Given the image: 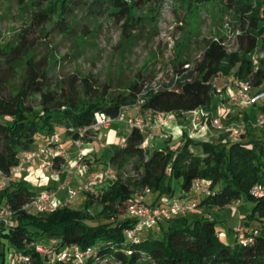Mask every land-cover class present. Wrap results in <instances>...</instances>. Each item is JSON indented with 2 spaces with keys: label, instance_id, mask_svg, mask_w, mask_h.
Wrapping results in <instances>:
<instances>
[{
  "label": "trees",
  "instance_id": "obj_1",
  "mask_svg": "<svg viewBox=\"0 0 264 264\" xmlns=\"http://www.w3.org/2000/svg\"><path fill=\"white\" fill-rule=\"evenodd\" d=\"M165 1L17 0L21 7H30L33 15L30 26L19 33L15 43L9 40L0 45L1 172L7 174L17 165L19 155L30 151L35 142H45L57 134L63 144L64 136L58 130L62 129L71 144L78 138V130L93 123L95 113L116 117L121 108L138 102L142 114L160 112L180 118L182 135L173 147L143 150V135L131 130L107 163L117 171V179L97 194L82 191L84 201L77 209L62 204L50 214L26 215L18 211L19 207L49 187L39 190L25 181L11 180L0 198L14 210V224L8 229L0 225V240L13 252L34 242L91 247L96 261L102 264H107L106 260L112 264H264V197L254 198L249 193L254 184L264 183L262 127L248 128L239 142L231 141L225 131L208 132L202 139L189 136L191 111L199 107L213 112L217 109L219 100L212 99L209 85L215 77L232 76L248 82L252 92H264V57L258 59L257 67L250 59L255 50L264 52V0H170L174 9L183 8L190 15L198 13L201 6L218 4L235 13L239 26L233 50H227L224 38L210 39L197 58L172 64L168 80L161 83L133 80L123 92L111 93L108 85L98 91L88 77L73 74L60 79L57 59L34 61L32 57L30 34L38 32L44 40L53 33L76 36V10L86 9L89 17L112 20L123 37L133 41L144 33L146 16L156 23ZM142 9H146V16L136 13ZM18 75L20 84L12 89L10 83ZM35 98L38 102L33 104ZM257 110L264 112V99L242 112V119L255 120ZM238 116L232 114L231 121ZM87 141L91 140L84 138ZM84 162L89 168L86 157ZM54 163L58 166L59 159ZM128 165L133 179L123 173ZM198 179L209 181L214 194L201 199L196 209H221L238 200L252 203L238 224L250 242H240L237 226L232 243L224 242L216 222L205 216L188 222V214L179 226L171 225L174 217L162 222L165 226L159 223L145 233L138 243L126 240L123 232L133 221L119 217L125 214L134 193L148 188L156 197L152 204L168 203L170 200L161 197L172 196L173 180L179 181L183 196L188 197ZM94 200L101 206L96 217L89 213ZM37 263L46 264L45 258H38Z\"/></svg>",
  "mask_w": 264,
  "mask_h": 264
},
{
  "label": "rangeland",
  "instance_id": "obj_2",
  "mask_svg": "<svg viewBox=\"0 0 264 264\" xmlns=\"http://www.w3.org/2000/svg\"><path fill=\"white\" fill-rule=\"evenodd\" d=\"M48 1L53 2V0ZM21 6L17 3V0L0 1V45L9 40L15 43L19 33L30 26L33 10L28 6ZM174 6L173 1H165L160 14L157 16L156 23L146 16V9L136 12L140 16H146V18L143 22L144 33L138 40L133 41L126 40L121 34L119 26L112 20L89 17L86 9L76 10L74 12L76 36L72 38L60 33H53L47 40H44L39 37L38 32L33 35L30 34L32 36V57L34 61L57 59L60 62H57L59 63L57 74L60 79H66L73 74L88 77L98 91H101V87L108 85L111 93H115L125 91L128 84L133 80L142 79L146 83L153 84L167 81L172 64L177 65L197 58L204 49L205 43L210 39L224 38L230 44L229 50L235 48V44L232 45V42L238 31L239 22L234 12L225 10L218 4H210L201 6L198 13L190 15L183 8L174 9ZM154 26L156 27L153 28ZM84 31H86V34ZM20 78L21 76L18 75L11 81L10 87L12 89L19 86ZM224 78L218 76L213 81L212 84L221 89V93L213 92L211 97L215 100L223 98L218 103L225 106L224 111L227 114L222 117V123L227 126L232 118V115H230L231 109L235 107L227 101L231 91L227 88ZM37 102L38 98H35L33 104ZM209 111L206 109L204 114L209 113ZM133 112V110H130L128 113ZM215 112H218V110L216 109ZM219 113H221V109H219ZM261 113L257 110L255 119ZM180 120V118L169 115L164 131L170 137H167V139L154 137L149 141L148 149L163 146L173 147L177 144L182 135ZM202 122L206 124L207 121L203 118ZM198 129L200 128L198 127ZM198 129L193 132L190 131L189 134L191 133L196 139H202L207 135L205 133L214 131L211 128L203 129V131ZM130 131L125 122H112L109 131L106 132L112 141H105L104 139L102 142L103 147L100 146L99 142L92 143L91 147H94L96 152L93 156L95 159L92 165L96 169L89 168L88 173H75L69 185L57 191V200L65 203L67 190L71 188L78 192V196L71 203H65V205L70 209L79 208L80 201H84V194L81 190L82 183L87 180L90 172L98 171L103 164L108 163L109 157L120 147V141L125 140ZM58 132L64 136L63 146L69 148L70 142L62 133V129ZM261 132L264 135V126L261 128ZM35 144L36 142L32 144L31 148ZM88 146L84 145L85 151L86 148H89ZM123 173L131 179L134 177L131 165H128ZM18 180L23 181L22 178ZM55 186L57 184L50 182V187L55 188ZM171 187L173 190L172 196L169 198L163 196L161 200L172 201L189 198L198 203L204 198L190 190L187 194L188 197L180 199L182 196L179 181L173 180ZM154 198L156 197L153 194L147 195L144 199L145 204L151 205ZM251 207V202L238 200L221 209L198 208L189 213L187 221L190 222L194 218L205 216L217 223L221 240L232 243L233 228L238 226L240 218ZM100 211L101 206L94 200L89 208V213L96 217ZM119 218L124 219L125 214L120 215ZM182 218L183 216L175 217L171 221V225H181ZM98 220L104 219L99 218ZM1 263L14 264L13 251L7 247L3 240H0ZM106 263L112 264V261L106 260Z\"/></svg>",
  "mask_w": 264,
  "mask_h": 264
},
{
  "label": "built area",
  "instance_id": "obj_3",
  "mask_svg": "<svg viewBox=\"0 0 264 264\" xmlns=\"http://www.w3.org/2000/svg\"><path fill=\"white\" fill-rule=\"evenodd\" d=\"M235 37L236 35L234 39ZM233 44L234 40L232 42V45ZM224 46L230 51V44L228 41L224 43ZM262 57H264V52L255 50L251 53L250 59L252 65L257 67L258 59ZM216 78L217 77H215L209 85L212 87L213 92L221 93V89L216 88V86L212 84ZM224 79L227 88L231 91L227 101L235 107L232 108L233 111H231V115L238 113V120L231 121L227 126L224 125L222 123V117H225L227 113L224 111L225 106L219 103L217 105L218 112L209 111V113L204 114L206 109L199 107L189 113L191 124L190 131L193 132L197 130L198 127L200 128L198 129L199 131L209 128L213 129V132L225 131L229 133L231 141L239 142L246 134L248 128L264 126V112L253 121H244L241 114L245 112L246 109H250L252 106L259 104V102L264 99V92H252L248 82L236 79L232 76L225 77ZM222 99L220 98L219 101ZM140 106L141 102H138L132 107H123L116 117H110L101 112L95 113L93 123L87 128L78 130V138L71 143V146L75 150V157L71 164H69V148H65L63 144L60 143V137L57 134H53L45 142L38 143L36 150L20 154L17 165L12 167L7 174L0 171V194L11 180L19 179L29 166L37 164L42 172H47L52 175L63 173L64 180L59 183L56 189L41 190L32 199L22 204L18 211L31 216L54 212L62 205V203L57 200V191L68 186L73 180L75 173L82 174L83 172L88 173L89 171L88 166L84 162L86 157L84 138L90 139L91 141H98L102 147V142L105 138V130H107L114 121L125 122L130 130H136L142 134L143 141L141 143V148L143 150L148 149L149 141L154 137L160 139H167V137H170V135L164 131V126L169 114L160 112L153 115L142 114L139 112ZM219 109H221V113H219ZM130 110L134 112L131 114L128 113ZM203 118L207 121L206 124L202 122ZM200 125H202V127H200ZM189 136L194 138L191 133ZM124 143L125 140L122 139L120 141V146L124 145ZM55 159H59L58 166L54 163ZM116 179L117 174L115 169L110 164H106L100 170L89 173L87 180L82 183L81 190L83 192L97 194ZM94 189L96 191H93ZM191 191L203 197L214 194V191L210 188V182L204 179L194 181ZM249 193L254 198L264 197V183L254 184L250 188ZM150 194V190L144 188L142 191L134 193L128 200L125 217L132 220L133 224L123 232L127 241L138 243L145 233L152 231L159 223L168 221L174 217L189 214L193 212L197 206V202L194 199L172 200L168 203L147 205L144 199ZM77 196V191L68 188L65 203H71ZM14 215L15 212L11 209L10 205L0 198V225L4 229L13 226ZM235 231L241 243L250 242V239L245 238L241 227L237 226ZM13 258L14 264H38V258H45L46 264H102L96 261L95 251L91 247L82 248L78 245H59L54 247L34 242L25 244L22 250L14 251Z\"/></svg>",
  "mask_w": 264,
  "mask_h": 264
},
{
  "label": "crops",
  "instance_id": "obj_4",
  "mask_svg": "<svg viewBox=\"0 0 264 264\" xmlns=\"http://www.w3.org/2000/svg\"><path fill=\"white\" fill-rule=\"evenodd\" d=\"M231 111H233L231 109ZM231 115V114H230ZM109 131V128L107 130H105V141H112V139H109V136L107 135L106 132ZM95 143V142H98V141H87L85 143V145H89L88 147L89 148H86V158L87 160H89V163L91 164V166H89V168H93V169H96L94 165H92V162L93 160L95 159L94 154L96 153L95 152V149L94 147H91L92 146V143ZM100 143V142H99ZM110 143V142H108ZM37 144H35V146L33 148H31L30 151H34L37 149ZM101 146V145H100ZM103 147V146H102ZM69 164L72 163L74 157H75V150L74 148L71 146H69ZM105 164H103L104 166ZM102 166V167H103ZM48 175V177H47ZM60 175V176H59ZM23 179V181L27 182L28 184H30L31 186L33 187H36L37 189L41 190V189H44V188H47L49 187V189H56L58 186H59V183L64 179V174L63 173H60L58 175H52L50 173H47V172H42L39 168H38V165L37 164H34L32 166H29L26 171L21 175V177ZM50 182L54 183V184H57V186H55V188L53 187H50ZM181 198L180 199H184L186 197L183 196L182 192H181ZM193 198V197H191ZM187 199V198H186ZM189 199V198H188ZM155 200V198H154ZM62 203V202H61ZM81 201H80V205H81ZM63 204V203H62ZM189 215V214H188ZM186 215V217L188 216ZM172 221V220H171ZM161 226H165V223H162Z\"/></svg>",
  "mask_w": 264,
  "mask_h": 264
}]
</instances>
